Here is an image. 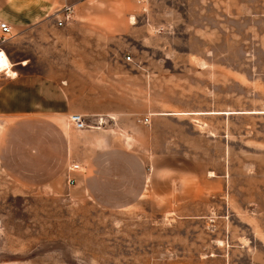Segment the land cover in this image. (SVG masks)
<instances>
[{"label": "rangeland", "instance_id": "rangeland-1", "mask_svg": "<svg viewBox=\"0 0 264 264\" xmlns=\"http://www.w3.org/2000/svg\"><path fill=\"white\" fill-rule=\"evenodd\" d=\"M68 1L66 40L40 43L65 50L73 104L109 113L96 175L120 181L96 197L81 166L68 186V119L13 126L0 264H264V0Z\"/></svg>", "mask_w": 264, "mask_h": 264}, {"label": "crops", "instance_id": "crops-1", "mask_svg": "<svg viewBox=\"0 0 264 264\" xmlns=\"http://www.w3.org/2000/svg\"><path fill=\"white\" fill-rule=\"evenodd\" d=\"M28 2L35 7L27 5ZM66 5H71L68 0H0V20L12 27L11 36L1 44L11 69L0 84V137L12 134L10 130L13 126L17 128L24 121L65 120L71 113L84 115L86 128L76 129L66 122V127L59 130L58 158L66 159V163L70 160L79 163L84 169L78 174L82 176L81 182L77 172L73 173L74 177L87 192L98 197L100 193L111 189L104 186L94 188V184L108 185L120 181L118 177H108L114 179L110 182V179H101L96 175V169L101 168L106 157L99 148L106 144V148H109L106 153L114 154L112 157L119 151L112 150V137L107 133L108 130L99 127V118L109 113L101 112L96 106L83 110L73 104L70 91L73 80L66 74L65 50L62 51V61L58 53L54 58H47L49 46L40 43L42 40L55 41L61 36L66 40V32L61 33L56 18L47 14L57 6ZM96 80L101 82L103 75L98 74ZM78 84L83 86L82 81ZM45 161L47 164L44 165L50 167L49 157ZM140 183L147 185L150 181ZM67 184L69 187L76 185H70L68 181ZM140 195L141 191H138L131 198L140 199Z\"/></svg>", "mask_w": 264, "mask_h": 264}, {"label": "built area", "instance_id": "built-area-1", "mask_svg": "<svg viewBox=\"0 0 264 264\" xmlns=\"http://www.w3.org/2000/svg\"><path fill=\"white\" fill-rule=\"evenodd\" d=\"M140 2H146L147 0H139ZM74 13V8L72 5H66L60 12L59 15H57V25L62 27L66 24V21L69 20ZM12 34V27L11 25L3 20H0V36H1V43H0V53L4 54V60L6 63V66L0 67V73H4V74H8L10 72V64L8 61V57L5 53V51L3 50L1 44L6 42V40L9 39V37ZM131 57L128 56V59H130ZM104 118L101 117L99 118V122L103 123ZM68 122L70 123V125H72L73 127H75L76 129H84L87 126L86 123V119L84 117V115L80 114V113H71L68 116ZM81 170V165L79 163L76 162H71L68 166V176H67V181L70 185H75L77 180L74 177L73 173L78 172Z\"/></svg>", "mask_w": 264, "mask_h": 264}, {"label": "snow or ice", "instance_id": "snow-or-ice-1", "mask_svg": "<svg viewBox=\"0 0 264 264\" xmlns=\"http://www.w3.org/2000/svg\"><path fill=\"white\" fill-rule=\"evenodd\" d=\"M6 66V62L4 60V54L0 53V67Z\"/></svg>", "mask_w": 264, "mask_h": 264}, {"label": "bare ground", "instance_id": "bare-ground-1", "mask_svg": "<svg viewBox=\"0 0 264 264\" xmlns=\"http://www.w3.org/2000/svg\"><path fill=\"white\" fill-rule=\"evenodd\" d=\"M7 63V62H6ZM263 105H264V99H263Z\"/></svg>", "mask_w": 264, "mask_h": 264}]
</instances>
